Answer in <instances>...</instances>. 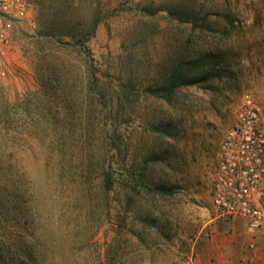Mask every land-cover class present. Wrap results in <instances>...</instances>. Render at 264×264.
<instances>
[{"label":"rangeland","instance_id":"obj_1","mask_svg":"<svg viewBox=\"0 0 264 264\" xmlns=\"http://www.w3.org/2000/svg\"><path fill=\"white\" fill-rule=\"evenodd\" d=\"M10 38L0 264H199L221 144L247 95L264 113V0H39Z\"/></svg>","mask_w":264,"mask_h":264},{"label":"built area","instance_id":"obj_2","mask_svg":"<svg viewBox=\"0 0 264 264\" xmlns=\"http://www.w3.org/2000/svg\"><path fill=\"white\" fill-rule=\"evenodd\" d=\"M39 0H0V81L12 51L10 29L26 20ZM221 144L211 184V201L220 218L240 217L249 229L264 230V113L251 100ZM252 247V246H251Z\"/></svg>","mask_w":264,"mask_h":264},{"label":"crops","instance_id":"obj_3","mask_svg":"<svg viewBox=\"0 0 264 264\" xmlns=\"http://www.w3.org/2000/svg\"><path fill=\"white\" fill-rule=\"evenodd\" d=\"M261 205L264 207V198ZM219 219L221 228L206 240L199 264H203L202 258L207 264H264V230L249 229L240 217Z\"/></svg>","mask_w":264,"mask_h":264},{"label":"trees","instance_id":"obj_4","mask_svg":"<svg viewBox=\"0 0 264 264\" xmlns=\"http://www.w3.org/2000/svg\"><path fill=\"white\" fill-rule=\"evenodd\" d=\"M92 17H93V19H92L91 28L89 30H87V32H85V34H76V35H70L69 34L68 37L72 41H74V45H83L86 42H88L94 36L95 29H96L97 25L102 21L101 13L99 11L98 12L95 11V13L92 15ZM47 36L48 35H46V37ZM65 44L67 46L70 43L65 42ZM48 75H49V77H47V81H48V83L52 84L54 78L50 75V73ZM184 84H185V79L182 78L178 74H174L173 79L171 80L168 87H161L157 90L151 91V93L158 98H171L174 96L176 88L179 87L180 85H184ZM153 130L158 132L160 135H163L166 137H172V138L174 137L175 138L179 135L177 130L170 123L153 127ZM141 175H144V174H141ZM20 180L21 179L19 177L18 181H20ZM108 180L109 181L105 183V185L107 187H109V185L111 186V184H112V176ZM156 192L160 195H172L173 194L172 189L165 188V187L156 188Z\"/></svg>","mask_w":264,"mask_h":264}]
</instances>
